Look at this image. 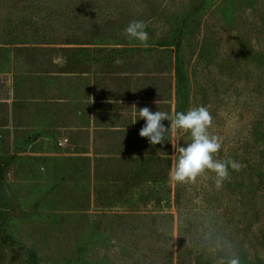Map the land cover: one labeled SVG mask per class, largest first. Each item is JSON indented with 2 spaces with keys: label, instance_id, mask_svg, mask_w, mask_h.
<instances>
[{
  "label": "rangeland",
  "instance_id": "374dc122",
  "mask_svg": "<svg viewBox=\"0 0 264 264\" xmlns=\"http://www.w3.org/2000/svg\"><path fill=\"white\" fill-rule=\"evenodd\" d=\"M66 48L156 52L71 75ZM201 106L214 158L240 168L219 188L207 172L172 183L171 143L190 142L174 132L165 181L135 180L156 150L139 109ZM0 156L15 158L6 234L22 244L0 242V264H29L22 246L38 264H178L180 249L182 264H264V0H0Z\"/></svg>",
  "mask_w": 264,
  "mask_h": 264
},
{
  "label": "clouds",
  "instance_id": "9594fccd",
  "mask_svg": "<svg viewBox=\"0 0 264 264\" xmlns=\"http://www.w3.org/2000/svg\"><path fill=\"white\" fill-rule=\"evenodd\" d=\"M142 21H131L124 29L130 40L138 41L142 46L148 47V32ZM116 63H120L119 60ZM145 121L139 131L141 137L148 139L150 145L171 143V134L174 132L187 133L190 142L184 146L174 148L178 153L174 166L169 172V180L175 184L187 183L196 180L202 174H213L217 188L221 187L229 178V169L238 170L240 164L234 160L215 159L214 155L221 147L219 138L209 133L211 117L205 107H196L187 112H151L149 108L139 109L138 118ZM135 121V122H136ZM163 121H168L165 126ZM227 264H239L238 258L229 259Z\"/></svg>",
  "mask_w": 264,
  "mask_h": 264
},
{
  "label": "trees",
  "instance_id": "16d2710c",
  "mask_svg": "<svg viewBox=\"0 0 264 264\" xmlns=\"http://www.w3.org/2000/svg\"><path fill=\"white\" fill-rule=\"evenodd\" d=\"M173 45H175L173 43ZM171 45V47H174ZM169 46V45H168ZM163 47V46H161ZM179 50L178 44L175 46ZM69 51V55H65V65L63 66V74L71 75H87L91 74L90 66L93 63L101 65V69L107 75L118 73L117 67L122 62L131 60L133 57L141 56L151 52H156L155 48H133V49H121V50H93L91 48H66ZM119 60L120 63H116ZM64 70V71H63ZM176 76H177V94L178 98L182 94V70L178 61H176ZM103 94V92H101ZM181 105L178 104V109ZM183 108V107H182ZM164 144V143H163ZM163 144H157L155 152L142 161L138 170L135 173V180L153 179L154 182L163 183L165 181L166 170L168 169L166 160L160 159V150ZM15 158L5 159L0 156V242L3 245H22L16 242L10 235L6 234V228L8 224V202L5 198L7 184L5 181V173L13 164ZM165 165V169L158 170L157 166ZM28 257L29 264H38V255L36 252L30 250L26 246H22ZM178 264H182V249L178 253Z\"/></svg>",
  "mask_w": 264,
  "mask_h": 264
}]
</instances>
